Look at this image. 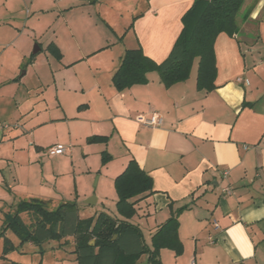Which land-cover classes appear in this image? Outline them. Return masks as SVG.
<instances>
[{
    "label": "crops",
    "instance_id": "1",
    "mask_svg": "<svg viewBox=\"0 0 264 264\" xmlns=\"http://www.w3.org/2000/svg\"><path fill=\"white\" fill-rule=\"evenodd\" d=\"M11 1L0 0V11L11 14ZM58 1L65 14L92 16L101 12L97 6L103 19L94 21L110 34L52 41L41 74V47L30 58L12 39L0 53L2 67L5 50L14 49L10 69L0 70V230L5 214L32 198L48 201L50 209L75 202L83 219L101 212L121 217L115 179L134 159L153 179V192L132 199L130 221L145 243L154 248L160 226L178 217L183 249L162 247V264H264V0H244L236 34L218 35L210 91L197 85L198 59L186 80L169 86L158 71L123 90L113 82L127 49L140 45L158 63L168 57L194 0ZM4 20L5 31L22 33L15 20ZM69 28L75 38L78 28ZM153 112L163 115V125L140 123ZM8 120L14 125L3 123ZM55 144L68 149L51 155ZM48 155L55 159L45 161ZM227 185L232 192L224 195ZM21 217L32 222L28 212ZM5 237L15 246L6 255ZM75 245L74 236L21 243L8 229L0 234V264H43L47 254L48 264H78ZM137 264H150L149 254Z\"/></svg>",
    "mask_w": 264,
    "mask_h": 264
},
{
    "label": "trees",
    "instance_id": "2",
    "mask_svg": "<svg viewBox=\"0 0 264 264\" xmlns=\"http://www.w3.org/2000/svg\"><path fill=\"white\" fill-rule=\"evenodd\" d=\"M243 3L244 0H194L192 7L182 17V31L168 57L158 63L146 55L140 45L127 49L113 76L114 85L123 90L136 83H147L148 73L158 71L163 83L169 86L186 80L194 61L198 59V87L206 91L214 89L217 73L214 48L216 39L223 32L236 34ZM98 138L92 137L90 140ZM108 157L104 155V161ZM115 187L121 217L101 212L96 217L83 219L75 202L62 203L50 209L48 201L32 198L21 200L14 212L5 214L0 234L3 236L10 229L20 238L21 243L32 241L37 245L51 239L74 236L78 264H137L144 253L149 254L150 264H162V247L172 248L177 253L182 251L177 215L170 217L154 234V248L145 243L140 227L130 221L136 213L132 199L150 194L154 189L152 177L134 159L115 179ZM22 212L31 214L30 224L24 222ZM93 240L94 243H91ZM14 249L12 241L5 237L3 254Z\"/></svg>",
    "mask_w": 264,
    "mask_h": 264
},
{
    "label": "rangeland",
    "instance_id": "3",
    "mask_svg": "<svg viewBox=\"0 0 264 264\" xmlns=\"http://www.w3.org/2000/svg\"><path fill=\"white\" fill-rule=\"evenodd\" d=\"M91 2V0L89 1ZM24 3V2H23ZM59 3L58 0H34V1H26L24 5L20 6L17 1H11L12 5V13L10 12H2L0 11V23H2L3 19L6 22L14 21L13 26L18 27L22 31L21 34L16 36V32L19 30L12 31L13 33L5 31L6 24L0 25V53L6 48V45L13 46L15 43H12V39L16 42V51L20 50L21 48H28L30 53V58L35 56L33 53L37 51L38 48L41 47L42 50L38 52L37 58L40 59L39 63L41 62V66L36 69V71L41 74L42 71V61L45 60L47 55L49 54L48 45L52 41L58 40H69L75 41L76 37L80 39H84V41L93 40L95 37H105V33L110 34L108 28L101 24V20L103 19V12L100 8L95 6V11L99 10L101 12L93 14L92 16L88 15L86 12H80L79 10L70 12L69 14L61 13L62 11L58 10L57 4ZM102 4V2L100 3ZM89 5H93L89 3ZM101 13V14H100ZM98 22L94 20H98ZM11 20V21H10ZM114 19H112L113 21ZM115 21V20H114ZM121 21V20H120ZM96 23L99 25L96 27ZM116 25H118L119 21H115ZM73 25L78 28V32L74 35L70 30L69 26ZM6 28H9L6 27ZM81 29V30H80ZM24 43V44H23ZM14 50L12 48L5 50L4 58L2 59L3 66H0V70L2 72L10 69V59L14 57V54H10V52ZM49 56V55H48ZM28 57L27 61L23 64L21 72L26 70V66L29 63ZM40 69V70H39ZM33 72V71H32ZM31 72V73H32ZM36 74L29 76V85L35 83L36 81ZM35 87V86H34ZM8 92V89H7ZM8 113H10V105L7 106ZM10 125H14L8 122H3ZM53 156L49 157L45 161L54 160ZM51 167L48 165L45 169ZM96 181L93 182V184ZM64 188L65 185H64ZM48 254L43 255L44 263L48 264Z\"/></svg>",
    "mask_w": 264,
    "mask_h": 264
},
{
    "label": "built area",
    "instance_id": "4",
    "mask_svg": "<svg viewBox=\"0 0 264 264\" xmlns=\"http://www.w3.org/2000/svg\"><path fill=\"white\" fill-rule=\"evenodd\" d=\"M139 121L145 126L157 127V126L163 125L164 117L159 112H153L149 116H140ZM67 149H68L67 146H65L64 144H55L48 148V152L51 155H59V154L65 153ZM228 174H229V170L223 171L224 176H227ZM231 192H232V188L228 185L222 188V194L224 195L229 194ZM210 239H211V242L214 241L213 236H210Z\"/></svg>",
    "mask_w": 264,
    "mask_h": 264
},
{
    "label": "water",
    "instance_id": "5",
    "mask_svg": "<svg viewBox=\"0 0 264 264\" xmlns=\"http://www.w3.org/2000/svg\"><path fill=\"white\" fill-rule=\"evenodd\" d=\"M88 202H90V201H88ZM91 243H94V241H91Z\"/></svg>",
    "mask_w": 264,
    "mask_h": 264
}]
</instances>
